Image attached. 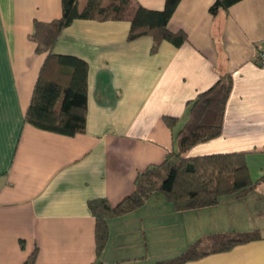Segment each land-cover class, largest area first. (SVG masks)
<instances>
[{
  "label": "crops",
  "instance_id": "crops-1",
  "mask_svg": "<svg viewBox=\"0 0 264 264\" xmlns=\"http://www.w3.org/2000/svg\"><path fill=\"white\" fill-rule=\"evenodd\" d=\"M162 10L165 0H137ZM215 0H180L167 27L187 41L127 39L125 20L75 19L53 52L84 60L87 116L83 133L67 136L25 122L45 54L29 38L33 22L61 16V0H0V264H154L198 238L257 231L260 238L184 264H264V0H240L209 12ZM231 72L222 132L187 156L244 152L252 184L212 206L176 210L156 192L142 206L108 220L96 256L95 219L87 202L116 205L147 166L175 148L187 103ZM178 117L171 130L163 117ZM22 241V242H21Z\"/></svg>",
  "mask_w": 264,
  "mask_h": 264
},
{
  "label": "trees",
  "instance_id": "trees-1",
  "mask_svg": "<svg viewBox=\"0 0 264 264\" xmlns=\"http://www.w3.org/2000/svg\"><path fill=\"white\" fill-rule=\"evenodd\" d=\"M80 1L61 0V16L50 21L35 20L29 34L36 51L45 57L25 112V122L67 136L85 131L88 65L76 56L53 52L64 27L75 19L125 20L130 23L127 39L149 35L151 52H156L163 40L175 46L187 41L184 31L172 32L167 27L180 0H165L162 10L145 8L137 0H85L82 6ZM238 1L215 0L209 12L216 15L219 10L227 11ZM231 88V72L220 73L209 88L188 101L187 117L176 130L175 148L166 153L160 164L149 165L137 174L131 194L116 205L103 197L88 200L87 206L95 219L97 257L107 242L108 220L139 208L156 192L176 210L185 211L215 205L223 196L252 184L244 152L187 156L196 144L221 134ZM163 120L173 130L179 118L164 116ZM260 237L257 231L208 234L195 240L179 255L154 264H184ZM36 254L37 247L22 264H34Z\"/></svg>",
  "mask_w": 264,
  "mask_h": 264
},
{
  "label": "built area",
  "instance_id": "built-area-1",
  "mask_svg": "<svg viewBox=\"0 0 264 264\" xmlns=\"http://www.w3.org/2000/svg\"><path fill=\"white\" fill-rule=\"evenodd\" d=\"M254 61L258 65H264V40H262L260 44H258L257 46L255 55H254Z\"/></svg>",
  "mask_w": 264,
  "mask_h": 264
},
{
  "label": "rangeland",
  "instance_id": "rangeland-1",
  "mask_svg": "<svg viewBox=\"0 0 264 264\" xmlns=\"http://www.w3.org/2000/svg\"><path fill=\"white\" fill-rule=\"evenodd\" d=\"M85 0H81L80 1V6H82L84 4Z\"/></svg>",
  "mask_w": 264,
  "mask_h": 264
}]
</instances>
